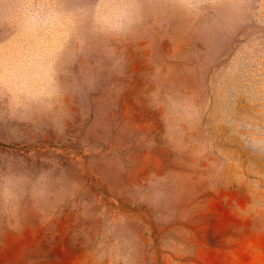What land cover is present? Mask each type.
Returning <instances> with one entry per match:
<instances>
[{
  "label": "rangeland",
  "instance_id": "obj_1",
  "mask_svg": "<svg viewBox=\"0 0 264 264\" xmlns=\"http://www.w3.org/2000/svg\"><path fill=\"white\" fill-rule=\"evenodd\" d=\"M0 264H264V0H0Z\"/></svg>",
  "mask_w": 264,
  "mask_h": 264
}]
</instances>
